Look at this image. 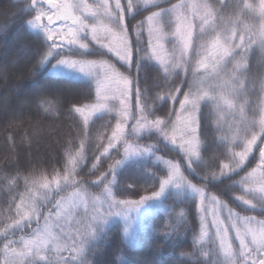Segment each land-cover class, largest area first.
Wrapping results in <instances>:
<instances>
[{
	"label": "snow or ice",
	"instance_id": "snow-or-ice-1",
	"mask_svg": "<svg viewBox=\"0 0 264 264\" xmlns=\"http://www.w3.org/2000/svg\"><path fill=\"white\" fill-rule=\"evenodd\" d=\"M189 7L185 0H180L171 7H162L160 0H143L144 10L151 12V15L147 16L149 36L155 35L156 41L153 43L149 40L142 48H134V42L129 34L132 22L137 19V16L143 15L139 0L135 3L134 0H127L125 5H121L120 0H116L114 7L108 3V0H102L95 9L83 0H30L29 15L32 18L26 23L35 30L36 39L41 34L44 37L39 46L37 69L46 63L49 57L54 56L59 65L85 72L86 62L65 57L68 54H74V49L87 52L88 44L81 43V40H86L91 35V39L101 48L106 49L107 53L114 55L117 62H122L126 71H135L136 75L130 79L115 65H110L108 62H104L103 65L87 64L90 69L102 67L105 70L103 80L99 79L97 73V103L70 109L83 117L85 133L90 116H100L105 113L110 115L113 112L118 119L115 130L112 131L108 140V148H112L115 143L121 141L126 133V125L130 117L135 120V123L128 134L139 135L147 131L173 144L176 143L175 133L179 126L181 138L184 140L181 146L188 157V167L191 168L195 164L202 171L205 167L208 168L206 174L200 178L201 183L207 186L239 176L241 171L245 170V161L254 148L259 153L258 168H264V115L259 120L258 131L256 120H241L236 132L239 142L233 145L240 148V151L227 150L219 155L212 154V142L201 131V118L206 115L201 111L202 103L205 107L214 105L218 110L229 108L243 113V106L236 105L234 101L245 90L241 77L243 71L247 70L246 58L251 45L257 38L251 28H246L245 34H238L237 27L230 26L233 24V19L227 18L225 22L222 10L233 7L239 9L243 15L251 13L254 16L258 10V19L264 22V0H260L259 5L248 3L246 0H242L239 5L222 3L219 10L210 3L191 5L193 14L200 9L204 11V15L200 16V29L195 42L193 25L189 16L185 14ZM152 8L159 10L152 11ZM133 10L135 14L131 16V19H126V12ZM85 13L95 19L100 17L105 19L106 24L102 31L98 30L96 24L88 23ZM218 13L221 14L218 15ZM45 18L47 23L44 22ZM55 21H60L61 27H55ZM154 23L159 24L160 27L154 28ZM243 23L244 21L237 17L236 24ZM143 25L144 21L141 20L136 26V45L140 44L139 35ZM165 26L168 28L167 32L164 31ZM218 31L223 33V43H221V37L217 35ZM209 35L212 37L210 41ZM162 41H167L171 47L165 48ZM259 43L264 48V24L259 33ZM149 49L152 51L149 52ZM162 52L167 54L166 57L161 55ZM134 54L138 59L133 58ZM237 58H239L238 61ZM148 61H155L164 73L160 76L157 72V79L150 83L152 69L148 68ZM233 61L237 62L233 64ZM201 68L204 69L203 72L199 71ZM141 72H146L143 78L140 75ZM172 74H175L177 78L183 75L185 78L183 86L186 91L181 92L180 88L168 83ZM105 81L115 84L117 88L115 90L109 88L102 94L100 88ZM142 83L148 84L143 92ZM158 89L165 90V94L161 95ZM261 89L264 90V84L261 85ZM133 92L138 104L142 95L151 94V99H145L143 106L139 107L138 118L130 111L128 104L129 96ZM178 96L183 98L178 99ZM39 99L42 98L33 97L38 105ZM157 101H162L163 106L157 104ZM169 103L173 106L178 104L179 112L175 107L169 110ZM150 105H155V108H151ZM156 112L164 113L166 119L156 117ZM148 115L155 118L149 121ZM169 129L172 135H169ZM202 136L203 145L201 144ZM258 139L260 146L257 145ZM202 147L208 154L207 164L205 157L201 156ZM83 148L84 145L81 143L77 156L75 158L69 156L68 165L63 174L55 172L51 179L42 174L39 180L33 179L30 184L28 180L25 181L30 191L27 197L21 196L20 203L14 205L15 216L12 222L0 232L5 264H111L99 256L94 260L89 259V254L95 255L108 239L106 228L110 219L123 218L124 238L130 243L129 235L133 221L131 214L141 209L148 201L160 198L170 186L177 189L186 187L194 194V198L199 199L200 230L194 238L199 255L193 253L196 255L194 264H264V221H257L251 216L245 217L243 218L245 225L256 224L258 227L246 226L241 231L236 226L241 220L238 214L227 209V206L218 201L215 196H212L209 204H206L205 201L209 197L204 188L190 183L180 174L177 165L167 161L165 163L168 164L169 172L166 178L159 177L152 184L150 195L141 196L137 201L116 200L111 197V191L108 190L106 199L99 201L93 198L91 209H89L87 197L81 195L84 191L82 184L76 180V169L80 160L83 159ZM108 148L105 149V153ZM148 154L154 155V152L148 148H138L132 152L125 147L122 159L109 165V172L105 174V176L109 174L112 176L109 183H116L118 170L125 161ZM221 157L227 162L219 163ZM213 161L218 162V171H211ZM254 173L255 170L238 181L235 179L230 181L243 188L244 194L235 199L245 205L246 210L259 209L261 214H264V186L259 189L245 187L250 184ZM68 188L74 189V198L71 200H66L64 197L54 199L51 196L52 193L59 195ZM66 204L70 207L66 208ZM104 204H107V208L102 211ZM46 205H51L56 211L53 212L51 208H48V214L44 215ZM81 205L83 206L82 217L70 220L71 207ZM212 205L215 207H211ZM225 209H227L225 216L229 221L227 225L220 219L221 212ZM209 212H211V229L207 218ZM73 227H75L74 231ZM230 229H235V238L239 240V246L235 250L229 237ZM25 230H29L27 239L23 235L19 239H13L17 233H23ZM178 237V230L175 226H171L170 230L162 231L159 240L173 242ZM15 246H19V250ZM63 252L68 255H62ZM201 256L205 259H201ZM221 256L223 259L220 258ZM123 264H131V262L125 260ZM177 264H193V262L180 260Z\"/></svg>",
	"mask_w": 264,
	"mask_h": 264
},
{
	"label": "trees",
	"instance_id": "trees-1",
	"mask_svg": "<svg viewBox=\"0 0 264 264\" xmlns=\"http://www.w3.org/2000/svg\"><path fill=\"white\" fill-rule=\"evenodd\" d=\"M121 1L123 5L127 3V0ZM210 1L213 7L218 10L221 9L222 3L239 5L242 2V0ZM135 2L136 0H134ZM176 2L179 3L180 0H160L162 7H171ZM246 2L258 4V0H246ZM29 3L30 0H0V232L12 222L15 216L14 205L19 204L20 197H27L30 191L25 181L28 180L30 184L33 179L39 180L42 174L48 176L49 179L55 172L63 174L68 165L69 156L74 158L77 156L81 143L84 145L83 159L77 165L76 180L82 184L84 189L82 192L88 198L89 209H91L93 198L106 199V190L108 189L111 190L116 200L137 201L141 196L150 195L152 184L159 177L166 178L169 172V167L157 158V155H160L178 163L182 175L188 181L203 187L207 194L219 198L236 214L264 221V214H261L259 209L246 210V206L235 199V197L244 194L243 188L230 181V179L238 181L241 177L251 173L254 168H258L260 160L256 148L246 161L245 170L241 171L239 176L204 186L200 178L209 169L205 167L202 171L195 164L191 168L188 167V161L182 155L183 152L177 142L173 144L159 135L149 132L141 136L134 133L128 134L125 139L126 143L132 141L137 145L153 146L154 155L150 154L125 161L118 170L116 183H109L112 176L110 174L105 176L109 172V165H112L114 161L121 160L124 156L125 141L117 147L108 148L111 129L116 123V113L95 116L89 121L85 133L82 116L70 109L89 105L97 100L95 83L93 80L74 79L49 72L50 67L57 62V58L54 56L49 57L48 61L37 69L39 46L44 37L41 34L36 39L35 30L26 23L32 18L29 15L31 11ZM139 3L143 15L137 16L129 29L134 48H142L150 40L147 32V15L150 11L144 10L142 0H139ZM133 14H135V10L126 12V19H131ZM222 15L225 22L227 18L234 15L232 26L238 29H241L243 24L249 23L245 21L259 22L258 16H253L251 13L243 15L239 9L233 7L223 9ZM237 17L240 20L244 19V23L237 25ZM141 20L144 21V25L139 35L140 44L136 45V26L140 24ZM45 21L47 22L46 18ZM199 29L200 27L197 26L195 37L198 35ZM164 31H168L166 26ZM86 40L90 41L91 50L85 52L74 49V54H68L66 57H95L98 59L102 57L104 60L119 64L117 58L110 53L106 54V50L93 42L90 35ZM255 46L248 53L250 56L246 58L247 70H242L243 76L241 77L245 91L238 97L239 102L244 104L245 115L251 120L260 116L261 85L264 84V48L260 46V43ZM149 52H151L150 49ZM133 58L138 59L135 54ZM238 60L239 58H237ZM147 65L152 69L149 83L157 79V72L160 76L164 75L155 61H148ZM135 75L134 70H128L130 79ZM140 75L143 78L146 72H141ZM184 79L183 75L177 78L175 74H172L168 83L184 92L186 91L183 86ZM147 87V83H142V92ZM157 91L161 95L165 94V90L158 89ZM33 97L42 98L39 99V105L33 100ZM177 98L181 99L179 96ZM132 99L135 103L133 114L138 118L139 107L143 106L145 99H151V94L142 95L139 104L134 92ZM156 103L163 106L162 101ZM245 103H248L247 108ZM150 107L154 109L155 105H150ZM172 107H175L178 112V104L173 106L169 103V110ZM201 111L206 113L201 118V131L212 142V154L219 155L227 151L229 144L222 139V134L228 127L221 128L222 123L216 107L214 105L205 107L203 104ZM155 115L166 119L162 112H156ZM154 118L152 115H148L149 121ZM218 125L220 126L217 128ZM131 128L132 125H129V130ZM168 131L169 135H172L171 129ZM201 139L203 144V136ZM257 145L260 146L259 140ZM106 148H108L107 153H105ZM207 155L202 150L201 156L205 157L206 164L208 162ZM224 161L226 160L221 157L219 163ZM217 163V161L212 162L211 171L218 170ZM260 169L262 171L260 174L264 176V168ZM245 187H250V185ZM73 191V188H68L59 195L52 193L51 196L54 199H60ZM190 192V190H177L170 187L162 197L154 199L150 209L136 223L132 239L129 238L130 243L124 238L122 218L110 219L106 228L108 239L103 243L102 248L96 251L95 255L89 254V259L94 260L99 256L111 264H123L125 260L130 261L131 264H157V262L159 264H177L180 260L192 261L194 264L196 255H199L194 238L200 230V212L198 197L194 198V194ZM246 198L250 197L246 196ZM48 208H51L53 212L56 211L51 205H46L44 215L48 214ZM82 215L83 207H80L74 211L70 220L80 219ZM171 226H175L178 230L179 237L173 242L159 240L162 231L170 230ZM210 228H212L211 223ZM72 230L74 231L75 227ZM21 235L28 238L29 230L17 233L13 239H19ZM231 242L233 249H237L239 241L232 239ZM62 255L67 256L68 253L63 252ZM3 258L4 253L2 243H0V264H4ZM200 258L205 259L202 256ZM220 258L223 259L222 256Z\"/></svg>",
	"mask_w": 264,
	"mask_h": 264
},
{
	"label": "rangeland",
	"instance_id": "rangeland-1",
	"mask_svg": "<svg viewBox=\"0 0 264 264\" xmlns=\"http://www.w3.org/2000/svg\"><path fill=\"white\" fill-rule=\"evenodd\" d=\"M143 1V0H142ZM83 2L84 3H86V4H88V5H91V6H93V9H95V6L97 5V4H99V3H101L102 2V0H83ZM185 2L186 3H188L189 5H190V7H189V9L186 11V15H188L189 16V19L191 20V23H192V25H193V28H194V31H193V40H194V42H195V39H196V37H195V29H196V27L197 26H199L200 27V16H202V15H204V11L202 10V9H200V10H197L196 11V14H193L194 13V10L191 8V5H202V4H205V3H210V4H212L211 3V1L210 0H185ZM259 2H260V0H258V4L257 5H259ZM108 3L111 5V6H113L114 7V5H115V3H116V0H108ZM120 3H121V5H123V2L120 0ZM176 3H178V2H176ZM173 4H175V3H173ZM213 5V4H212ZM159 9H153L152 11H158ZM79 14V13H78ZM85 15L87 16V19H88V23L89 24H96L97 25V28H98V30H101L102 31V28L105 26V24H106V21H105V19L103 18V17H100L99 19H95V18H93V17H91L90 15H88L87 13H85ZM149 15H151V12L147 15V16H149ZM253 15V14H252ZM233 16L234 15H232V17L231 18H233ZM254 16V15H253ZM255 16H258V10H257V13L255 14ZM242 20H244V19H242ZM245 22H249V23H245V24H243V27L241 28V29H238L237 28V30H238V34H245V32H246V28H251V29H253V32L255 33V35H256V40H255V42L251 45V50H252V48H254V47H256L255 45L256 44H258L259 43V33H260V30H261V26H262V24H264V22H261V21H257V22H252V21H245ZM45 23H47L46 21H45ZM210 23H211V21H210ZM235 23V22H234ZM147 24H148V22H147ZM54 26L55 27H57V28H59V27H61V22L60 21H55L54 22ZM230 26H232V25H230ZM147 27H148V25H147ZM160 27V25L159 24H155L154 23V28H159ZM206 28H207V26H205ZM235 27V26H234ZM148 32V31H147ZM148 35H149V32H148ZM217 35H219L220 37H221V43H223V33L222 32H220V33H217ZM90 38H91V35H90ZM195 38V39H194ZM212 39V37L209 35L208 36V40L210 41ZM245 39H247V35H245ZM150 40H152L153 41V43H155V41H156V36L155 35H153V36H151L150 37ZM93 42H95V41H93ZM238 42V41H237ZM81 43H86V44H88V50H91V47H90V45H91V43H90V41H88V40H81ZM96 43V42H95ZM105 43H107V41H105ZM162 43H164L165 44V48H170L171 47V45H169L168 43H167V41H162ZM97 44V43H96ZM99 45V44H98ZM99 47H100V45H99ZM101 48V47H100ZM104 49V48H103ZM106 50V49H105ZM250 50V51H251ZM150 51H152L151 49H150ZM250 51H249V53H250ZM106 54H109V53H107V50H106ZM161 55L162 56H165L166 57V53H161ZM248 56H250V54H248ZM247 56V57H248ZM65 58H69V59H73V60H78V61H83V62H86V67H85V72H80V71H78V70H71V69H68V68H66V67H64L63 65H59L57 62L55 63V64H53L51 67H50V69H49V72H51V73H54V74H57V75H62V76H66V77H70V78H74V79H87V80H93L94 81V83H95V88H96V93H97V73H98V76H99V79H101V80H103V76H104V68H99V69H97V68H89V67H87V64L88 63H94L95 65H103L104 64V62H108V64H110V65H115V67L117 68V69H119V71L121 72V73H123L124 75H126V76H128V71H126L125 70V67H123L122 66V62H119V64H115V63H113V62H110V61H107V60H104V59H102V57H99V59L98 58H95V57H65ZM237 61H235L233 64H235ZM229 68L231 69V65L229 66ZM199 71H201V72H203L204 71V69L203 68H201V69H199ZM89 73H91V74H89ZM243 76V75H242ZM109 88H111V89H113V90H115L116 88H117V86L115 85V84H112L111 82H109V81H105L104 82V84L101 86V88H100V91H101V93L103 94L107 89H109ZM245 91V90H244ZM179 97H181V99L183 98L182 96H179ZM260 97H261V99H260V103H261V109H260V116L258 117H255V119L254 120H256L257 121V128H258V126H259V120H260V118H261V116L262 115H264V90H262V93H261V95H260ZM259 97V98H260ZM230 99H231V97H229ZM252 99V97L250 96V100ZM97 100H98V98H97ZM97 100L94 102V103H91V104H89L88 106H91V105H93V104H95V103H97ZM234 103L236 104V105H242L243 106V113L241 114L240 112H238V111H236L235 109H229V108H224V109H222V110H218L217 108V111H218V116L220 117V122L222 123V125H221V128L222 129H224L225 127L227 128L228 127V129L227 130H225V132L222 134V139L225 141V142H227L228 144H229V148H228V150H234V151H240L241 149L240 148H238V147H233V145H234V143H238L239 142V138H237L236 137V132H237V130H238V126H239V124L241 123V120L242 119H246V120H251V119H248L247 118V116L245 115L246 114V112H245V109H244V104L243 103H241V102H239V100H238V97L235 99V101H234ZM128 104H129V108H130V111L133 113V108H134V101H133V99H132V94L129 96V99H128ZM246 105V108H247V104L248 103H245ZM202 105H203V103H202ZM202 105H201V107H202ZM110 106V105H109ZM178 112H179V108H178ZM113 113H115V112H113ZM186 115V114H185ZM95 116H90V118H89V121L91 120V119H93ZM83 118V117H82ZM117 119H118V117L116 116V122H117ZM253 120V119H252ZM135 123V120L134 119H132L131 117L128 119V121H127V125H126V133H125V135L121 138V141L120 142H118V143H115L114 144V146L113 147H117L120 143H122V142H124L125 141V139H126V137H127V135H128V131H129V125H132L133 126V124ZM220 125H218L217 126V128L219 127ZM115 127H116V123L114 124V126H113V128L111 129V134H110V137H111V135H112V131L113 130H115ZM257 131H258V129H257ZM145 133H148L147 131H144L142 134H139V136H141V135H143V134H145ZM135 134V133H134ZM175 136H176V142L179 144V147H180V149H181V151L183 152V156L186 158V161H188V157L186 156V154H185V152H184V150H183V148H182V144L184 143V140H182V138H181V133H180V130H179V126L177 127V131H176V133H175ZM109 137V138H110ZM259 140V139H258ZM258 140H257V142H258ZM201 144H202V139H201ZM203 145V144H202ZM125 147H127L128 149H129V151H132V152H135L138 148H148V149H151V151L152 152H155L154 151V148H153V146H151V147H147V146H144V145H137V144H135L134 142H132V141H129V143H126L125 145H124V149H125ZM203 148V147H202ZM201 148V152H202V149ZM110 149V148H109ZM253 151H254V149H253ZM253 153V152H252ZM251 153V154H252ZM250 154V155H251ZM148 155H150V154H148ZM148 155H143V156H148ZM250 155H249V157H250ZM158 157V159H159V161L161 160V161H163L164 163L167 161V162H170L171 164H175V165H177L178 167H179V169H180V165L178 164V163H176V162H174V161H171V160H169V159H166V158H163L162 156H160V155H157ZM138 157H142V156H138ZM138 157H133V158H130V159H137ZM248 157V158H249ZM246 161H248V159L246 160ZM246 161H245V163H246ZM224 162H226V161H224ZM223 163V162H222ZM166 164V166H168V164L167 163H165ZM253 170H255V173H254V176L252 177V180H251V182H250V187H255V188H257V189H259L260 187H262V186H264V176H263V174H260V172L262 173V171H261V169L260 168H254ZM253 170H252V172H253ZM218 171V170H217ZM251 172V173H252ZM180 174L182 175V173H181V170H180ZM183 176V175H182ZM184 177V176H183ZM185 178V177H184ZM186 180H187V178H185ZM190 182V181H189ZM191 183V182H190ZM193 184V183H192ZM195 185V184H194ZM170 187H172V186H170ZM169 187V188H170ZM197 187H199V186H197ZM173 188H175V187H173ZM177 189V188H176ZM108 190H110V189H108ZM108 190H106V195H107V191ZM177 190H190V189H188V188H180V189H177ZM111 191V190H110ZM191 191V190H190ZM205 191V190H204ZM74 192V191H73ZM73 192H71V193H69L67 196H65L64 198L66 199V200H71V199H73L74 197H73ZM190 193H192V192H190ZM193 194V193H192ZM81 195L82 196H86V194L84 193V192H81ZM163 196V195H162ZM161 196V197H162ZM213 195H209L208 194V197H209V199L208 200H206L205 201V203L206 204H209V202H210V198L212 197ZM87 197V196H86ZM111 197L112 198H114L113 197V195H112V192H111ZM99 201H104L105 199H101L100 197H98L97 198ZM115 199V198H114ZM216 199L218 200V201H220L221 203H222V201L219 199V198H217L216 197ZM199 200V199H198ZM152 202H153V200H150V201H148L141 209H139L138 211H134L131 215H132V217H133V221H132V230H131V232H130V235H129V238L130 239H132V234H133V232H134V228H135V225H136V223L139 221V219H141L143 216H144V214L146 213V211H148L149 209H150V205L152 204ZM87 203H88V198H87ZM223 204V203H222ZM70 207V205L69 204H66V208H69ZM80 207H83L82 205L81 206H79V207H71V216H72V214L74 213V211L76 210V209H78V208H80ZM211 207H215V205H212ZM107 208V204H104L103 205V208L101 209L102 211L103 210H105ZM227 209H229L228 207H227ZM227 209H225L223 212H221V215H220V219L221 220H223L224 221V223H225V225H227L228 223H229V221L226 219V216H225V212L227 211ZM233 213H235L234 211H233ZM236 214V213H235ZM70 216V217H71ZM239 217H241V220L240 221H238L237 222V228H239L241 231H243L244 230V228L247 226V227H258V225H256V224H250V225H245L244 224V221H243V218H245L246 216H240L239 215ZM249 217V216H248ZM113 218H116V217H113ZM113 218H111V219H113ZM119 218H121V217H119ZM207 218H208V221H209V226H210V221H211V212H209L208 214H207ZM256 219V218H255ZM122 220H123V218H122ZM257 221H259L258 219H256ZM124 221V220H123ZM226 222H227V224H226ZM125 223V222H124ZM211 229V228H210ZM229 237H230V239H231V241H232V239H234L235 241H237L238 239H236V238H234L235 237V229H230L229 230ZM27 239V238H26ZM239 241V240H238ZM17 249L19 250V247H17ZM4 259V264H5V257L3 258ZM3 261V260H2Z\"/></svg>",
	"mask_w": 264,
	"mask_h": 264
}]
</instances>
